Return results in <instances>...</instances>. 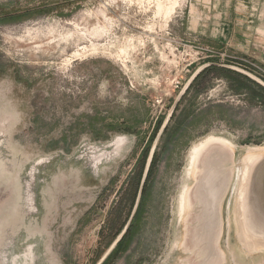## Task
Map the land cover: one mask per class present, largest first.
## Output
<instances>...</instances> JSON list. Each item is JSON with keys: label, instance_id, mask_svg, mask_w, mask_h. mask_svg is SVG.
Wrapping results in <instances>:
<instances>
[{"label": "rangeland", "instance_id": "1", "mask_svg": "<svg viewBox=\"0 0 264 264\" xmlns=\"http://www.w3.org/2000/svg\"><path fill=\"white\" fill-rule=\"evenodd\" d=\"M209 1L0 0V264H24L29 246L36 264H99L130 219L154 147L129 233L104 264H210L215 254L189 229L195 213L180 226L177 199L195 190L190 152L211 136L236 147L216 264H264V250L244 251L232 207L235 168L264 148V86L208 67L154 143L183 89L163 80L190 62L180 45L208 57L180 74L184 86L203 62L264 82V0H223L221 21ZM120 137L127 143L115 155Z\"/></svg>", "mask_w": 264, "mask_h": 264}, {"label": "bare ground", "instance_id": "2", "mask_svg": "<svg viewBox=\"0 0 264 264\" xmlns=\"http://www.w3.org/2000/svg\"><path fill=\"white\" fill-rule=\"evenodd\" d=\"M76 55L77 57L81 56L79 51ZM126 143V138L120 137L116 139L115 155L120 154ZM235 149V145L230 140L216 136H211L193 146L189 156L186 175L188 178H199L198 184L192 193L190 192L189 186H185L183 190L178 192H181L179 199H177L178 222L181 226V223L187 216L189 217L195 213L193 217L194 223L189 229H191L196 240H199V242H205V240L212 241V244L216 247L217 256L212 264H216V261L219 263L221 259L224 260L225 258V254L219 249L223 233L222 225L217 215L216 205H218L220 195L224 188L226 189L227 183L223 182L222 176L218 175V171H224L228 166L231 157L235 154ZM253 152L264 155V148L248 150V154L240 160L239 166L233 172L234 181L232 186V193L235 197V206H232L234 207V214H232L236 217V225L238 228L237 238L247 253L264 250V239L259 240L254 238L255 236L248 234L243 217L245 215L243 203L246 199V182L249 179V167L261 157L255 155ZM105 156L106 158L112 157L111 154L108 155L105 153L100 157L105 158ZM220 174L223 175L222 173ZM207 197H210L211 200H208ZM231 202L230 204L232 205ZM231 205L229 206L231 207ZM204 221H207V224ZM258 231L264 234V224L260 225ZM201 232L204 234H201ZM176 245L178 246V243ZM2 258H5V256L2 255Z\"/></svg>", "mask_w": 264, "mask_h": 264}, {"label": "water", "instance_id": "3", "mask_svg": "<svg viewBox=\"0 0 264 264\" xmlns=\"http://www.w3.org/2000/svg\"><path fill=\"white\" fill-rule=\"evenodd\" d=\"M212 66L238 71V72H240V73H242V74H244L250 78L257 80L258 82H260L264 86V82L262 80L257 79L250 72H248L242 68H239L237 66L227 65V64L210 63V62L202 65L201 67H199L194 72V74L188 80L187 84L183 87L180 95L176 99L172 109L169 112V115H168L166 122L163 124L162 129L160 130L159 134H157V137H156L155 142H154L155 145H157V143L161 139L163 133L165 132V130L167 128L168 123L170 122L171 117L173 116V114L176 110V107L180 103L182 97L185 95L186 91L189 89L191 84L195 81V79L203 71L208 69V67H212ZM155 150L156 149L154 147V149L149 154V157H148V160L146 163V167L144 169V173L142 176V180L140 183L138 196L136 198V203H135L134 209L132 211V214L130 216V219H129L125 229L121 233V235L113 243V245L110 247V249L106 252V254L103 256V258L101 259L99 264H102L107 259V257L111 254V252L115 249L116 245L120 242V240L127 233L128 229L130 228V226L133 222L134 217L136 216V213L139 209V205H140V202L142 199L143 190H144V187H145L147 180H148V177H149L151 165H152V162H153V159L155 156ZM259 156H261V157L258 158L254 163H252L249 167V170H250L249 179L246 182L247 183L246 184V199L243 203V206L245 207V210H244L245 215L243 217H244V223H245V227H246L248 234L251 236H255L254 238L260 240V239H264V238H261V237H264V234H261L260 231H258L260 225L264 224V155H259ZM229 163H230V161H229ZM220 173H222L223 175H221ZM218 175L222 176L221 178L223 179V182L227 183L226 189L224 188L222 194L220 195L218 205H216L217 215L219 217V221L221 222L220 206L219 205L221 203V199H222L225 191H227V189L229 187L230 172L226 167L224 169V171H218ZM221 178H220V180H221ZM204 182H205V180H204ZM197 184H198V181H197ZM207 199L211 200L210 197H207ZM204 223L207 224V221H204ZM205 232L207 233V231H205ZM202 233L203 232H201V234ZM199 243H201L203 245V247L205 248V251L207 250L208 252H211L212 255L215 254V256H217L215 253L216 247L214 246V244H212V241H209V240L206 241L205 240V242L200 241ZM212 261H213V256L209 259V263L212 264Z\"/></svg>", "mask_w": 264, "mask_h": 264}, {"label": "built area", "instance_id": "4", "mask_svg": "<svg viewBox=\"0 0 264 264\" xmlns=\"http://www.w3.org/2000/svg\"><path fill=\"white\" fill-rule=\"evenodd\" d=\"M180 47H183L184 48V53H185V57L184 59H186V61H190L188 64H186V66L182 67V69L180 71H177L178 72V75H176L175 77H173V79L170 81V79L168 78L167 79V76H164L163 77V80H164V83L165 85H167V83H169L171 85V90L172 92H177L179 90H181L183 87H184V82L182 81V79L180 78V74L186 70V68H188L189 66H191L192 64H195V63H199L200 61H205L208 57L204 56V51L202 48L200 47H197V46H194V45H180ZM167 49V48H166ZM166 64V62H164ZM180 62L178 63V67L180 66ZM205 62L201 63L199 65L202 66L204 65ZM167 70V65L164 66V71ZM161 84H163V81L160 82L159 86H161ZM167 87L165 86V88L163 89L164 91ZM169 91V90H168ZM161 94L158 95L156 98H155V103L160 106L163 104V101H164V97L167 96V94H165L163 91L160 92Z\"/></svg>", "mask_w": 264, "mask_h": 264}, {"label": "crops", "instance_id": "5", "mask_svg": "<svg viewBox=\"0 0 264 264\" xmlns=\"http://www.w3.org/2000/svg\"><path fill=\"white\" fill-rule=\"evenodd\" d=\"M210 3H207V4H211V6L209 5V11H218L220 14L218 15H215V16H220L217 20H219V21H221L222 19H226L224 16H225V14L228 12V7H227V10H226V6L225 5H223V0L221 1V4H219V0H210L209 1ZM206 4V5H207ZM225 11H226V13H225ZM229 11H230V9H229ZM225 13V14H224ZM231 16H232V18H231V20H233V16H235V11H233V9H231ZM234 21V20H233ZM226 26L225 24H222L221 23V25H220V27L221 26ZM219 26H217L216 28H214V30L212 31L213 33V36L215 37V39H220L221 37H222V35H221V30L218 28ZM219 29V30H218ZM264 34V33H263ZM199 36V35H198ZM260 40H264V35H260ZM199 41V40H198ZM201 42V41H200ZM215 42H217L218 44L219 43H221L222 42V40H215ZM30 247V246H29ZM28 247V248H29ZM27 248V250H29ZM26 250V251H27Z\"/></svg>", "mask_w": 264, "mask_h": 264}, {"label": "flooded vegetation", "instance_id": "6", "mask_svg": "<svg viewBox=\"0 0 264 264\" xmlns=\"http://www.w3.org/2000/svg\"><path fill=\"white\" fill-rule=\"evenodd\" d=\"M28 249L29 250H27L26 254L23 256V258L25 259V263L24 264H36L37 255L35 253L34 246H30ZM3 255L5 256V258H3V259H4V261H6L7 260L6 253H4ZM18 259H19V257L14 258L13 261H12V264H17V260Z\"/></svg>", "mask_w": 264, "mask_h": 264}, {"label": "trees", "instance_id": "7", "mask_svg": "<svg viewBox=\"0 0 264 264\" xmlns=\"http://www.w3.org/2000/svg\"><path fill=\"white\" fill-rule=\"evenodd\" d=\"M215 67H213V69H214ZM208 71V69H206L205 71H203L200 75H202L203 73H206ZM199 75V76H200ZM198 76V77H199ZM197 77V78H198ZM197 78H196V80H197ZM195 80V81H196ZM154 158H155V156H154ZM153 162H154V159H153ZM153 162H152V165H153ZM152 165H151V168H152ZM150 172H151V170H150ZM149 175H150V173H149ZM130 229V228H129ZM129 229H128V231H127V233L124 235V237L120 240V242L116 245V247H115V249L111 252V254L107 257V259L102 263V264H104L107 260H108V258L116 251V249L118 248V246L121 244V242L122 241H124V239H125V237L127 236V234L129 233Z\"/></svg>", "mask_w": 264, "mask_h": 264}]
</instances>
